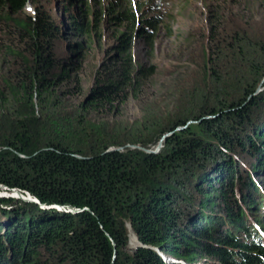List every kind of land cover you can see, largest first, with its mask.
<instances>
[{"label": "trees", "instance_id": "obj_1", "mask_svg": "<svg viewBox=\"0 0 264 264\" xmlns=\"http://www.w3.org/2000/svg\"><path fill=\"white\" fill-rule=\"evenodd\" d=\"M48 1L0 0V186L39 202L9 209L16 200L0 197V264H166L159 250L184 264H196L198 257L217 264H264L263 235L243 215L253 201L260 210L264 198L249 196L253 182L238 176L243 161L233 154L249 156L251 167L244 165L249 177L264 173V115L247 117L228 133L221 128L240 120L261 96L253 95L264 80V48L245 22L264 9V0H208L199 67L203 87L186 104L196 103L197 111L157 127L143 122L142 133L124 127L113 135L97 134L86 121L114 115L129 100L143 98L152 67L135 64L128 48L132 32H143L153 19L136 17L128 6H108L109 26H121L109 49L113 57L100 65L94 86L70 118L62 112L70 95L63 87L76 82L74 61L57 51L61 26L41 8ZM31 2L38 8L23 15ZM70 23L72 30H84L77 16ZM230 57L250 69L239 96L229 97L221 87L218 67ZM207 84H216V92ZM150 131L152 138L146 136ZM169 134L167 156L145 151ZM207 158L215 161L210 175L197 176L199 168L177 175L198 177L203 196L189 221L178 203L188 197L174 171ZM58 206L80 211L49 209ZM128 225L139 243L133 253Z\"/></svg>", "mask_w": 264, "mask_h": 264}, {"label": "rangeland", "instance_id": "obj_2", "mask_svg": "<svg viewBox=\"0 0 264 264\" xmlns=\"http://www.w3.org/2000/svg\"><path fill=\"white\" fill-rule=\"evenodd\" d=\"M112 4H118L122 7L128 6L129 10L136 13V17L153 19L151 26L143 32H132L128 48L135 64L151 66L153 75L142 90L143 98L129 100L127 104L119 106L114 115L111 114L102 119L92 117L86 121L87 128L102 135L105 133L113 135L116 132L115 130L120 132V128L124 130V127L129 128L131 131L136 129L137 132L142 133L140 129L143 122L148 124L154 121L157 127L158 124L163 122L173 123L175 118L185 119L189 113L197 111L198 106L196 103H192L191 108L186 104L191 101L192 97H195L194 92L203 87L202 80H200L202 71L199 67L202 63L200 60L201 46L203 38L207 34L208 0H50L43 3L41 8L52 15L53 19L61 26L62 37L57 43V51L62 55L70 54L72 56L74 69L71 71V75L72 78L76 79V82L67 83L63 87V90L70 93V95L63 99L62 112L66 115H72L76 112L78 105L86 99L90 89L94 86L100 65L107 57H113L114 53L109 49L116 43L115 37L120 32L121 26L111 28L107 22V8ZM36 8H38L37 4L29 3L24 9L23 15L34 14ZM252 14L253 19L251 20L248 17L245 23H250L254 32L252 36L261 40L262 48H264V9H256ZM73 15L77 16L85 31H78L79 28L71 29L70 22L74 17ZM73 45L74 47H70ZM231 60L232 57L222 62L218 67L221 69L222 76H224L220 79L222 81L221 87L225 89L223 93H230L229 97L233 94L239 96L242 93V80L244 77L247 79L250 75L248 72L250 70L249 65L237 62V64H234ZM237 73H242V75L239 76ZM235 74L238 76L234 77ZM214 85L216 84H207L206 87L215 91L218 86ZM176 86L179 87L176 88ZM185 93L189 94L187 99L184 96L187 95ZM260 95L250 106L249 112L242 116L240 120L236 118L225 122L226 125L222 123L221 128L224 133L230 132V127L234 125L237 129H240L241 125H238V123L247 117H249L248 119H258L264 115V90ZM73 116H70V118H73ZM192 123L193 121L189 122V125H192ZM153 135L154 133L152 134V131H150L146 136L152 138ZM172 135H166V138L161 139L154 150L145 149V151L167 156L172 150L171 143H167V138ZM178 143V141H174L175 146ZM237 147L239 148V146ZM131 148L134 149V147ZM233 154L240 159L242 158L241 161L244 162H241L243 170L238 169V173H240L238 176L247 182H253L250 189L252 194L249 192V196L253 195V198L255 194L260 197L264 196V193H262L264 192V173H252L249 177V172L245 167H251L252 161L249 156L238 150L234 151ZM213 161L214 159L207 158L206 160L200 159L193 163L182 164L174 171L173 177L184 172V169L191 168H199L200 172H196L197 176H201L203 173L210 175L215 164V161ZM178 179L182 182L184 192L188 197L187 201H179L178 203L181 212L183 215L188 216L190 221L195 218L197 214L196 205L203 197L200 189L196 186L198 177L184 176L183 178L178 177ZM254 185H258L261 192L253 189L256 187ZM213 186L216 189L218 188L215 183ZM204 188L206 187L204 186ZM255 191L257 193H254ZM20 192L24 196L26 195L24 192ZM14 194L15 192L0 186V197L16 200L14 205L8 207L9 209H17V207L20 208L23 205L33 208L32 204H36L23 198H12L11 195ZM190 201L192 202L191 205L189 204ZM232 203H234L233 198ZM251 204H253L251 208H243L244 220H246V224L256 225L258 231L263 235L264 211H260L258 209L259 204L254 201ZM1 209L3 208H0V212ZM197 220L199 223L214 224L217 222L199 218ZM189 221L185 218L184 222L188 224ZM127 227L129 230V252L133 253L139 247L138 238L133 228L130 225ZM159 252L166 264L183 263L182 260H174L170 254L162 250H159ZM196 264L217 263L210 257H198Z\"/></svg>", "mask_w": 264, "mask_h": 264}, {"label": "water", "instance_id": "obj_3", "mask_svg": "<svg viewBox=\"0 0 264 264\" xmlns=\"http://www.w3.org/2000/svg\"><path fill=\"white\" fill-rule=\"evenodd\" d=\"M264 90V80L262 81L261 85L258 87L257 91L255 92V94L253 96H258L262 91ZM167 136H164L162 139L166 138ZM13 192H15L14 195H11V197H16V198H23L24 200L26 201H30V202H33V203H36V204H39V202L33 198L31 195L29 194H26L24 196V194H22L20 191H17L16 190H12ZM42 207H46L45 205H42ZM58 209V210H61V211H66V212H71V213H75V214H78V212L80 210H77V209H73V208H69V207H62V206H58V207H50L49 209Z\"/></svg>", "mask_w": 264, "mask_h": 264}, {"label": "bare ground", "instance_id": "obj_4", "mask_svg": "<svg viewBox=\"0 0 264 264\" xmlns=\"http://www.w3.org/2000/svg\"><path fill=\"white\" fill-rule=\"evenodd\" d=\"M256 189L257 190H260L259 192H261V189H260V187L257 185V187H256ZM257 193V192H256ZM262 193H264V192H262ZM263 198H264V196H262ZM261 205H260V211H264V199H263V201L260 203ZM263 238H264V234H263Z\"/></svg>", "mask_w": 264, "mask_h": 264}]
</instances>
